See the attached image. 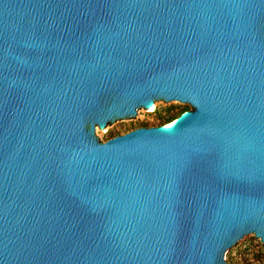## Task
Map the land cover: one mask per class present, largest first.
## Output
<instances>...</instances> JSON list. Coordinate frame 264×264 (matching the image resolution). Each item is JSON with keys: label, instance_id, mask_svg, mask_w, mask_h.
<instances>
[{"label": "water", "instance_id": "obj_1", "mask_svg": "<svg viewBox=\"0 0 264 264\" xmlns=\"http://www.w3.org/2000/svg\"><path fill=\"white\" fill-rule=\"evenodd\" d=\"M254 237L264 0H0V264H232Z\"/></svg>", "mask_w": 264, "mask_h": 264}, {"label": "rangeland", "instance_id": "obj_2", "mask_svg": "<svg viewBox=\"0 0 264 264\" xmlns=\"http://www.w3.org/2000/svg\"><path fill=\"white\" fill-rule=\"evenodd\" d=\"M191 110L180 103L172 108L159 106L152 114H143L137 123L114 127L109 135L105 133L103 143L138 128L165 126ZM231 261L232 264H264V244L254 237L231 255Z\"/></svg>", "mask_w": 264, "mask_h": 264}, {"label": "bare ground", "instance_id": "obj_3", "mask_svg": "<svg viewBox=\"0 0 264 264\" xmlns=\"http://www.w3.org/2000/svg\"><path fill=\"white\" fill-rule=\"evenodd\" d=\"M176 123H177V119L175 121L165 125L164 129L165 130H171L175 126Z\"/></svg>", "mask_w": 264, "mask_h": 264}]
</instances>
